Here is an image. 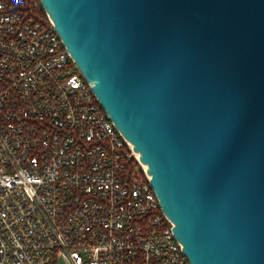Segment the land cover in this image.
I'll use <instances>...</instances> for the list:
<instances>
[{
  "label": "water",
  "instance_id": "1",
  "mask_svg": "<svg viewBox=\"0 0 264 264\" xmlns=\"http://www.w3.org/2000/svg\"><path fill=\"white\" fill-rule=\"evenodd\" d=\"M38 1L187 261L264 264V0Z\"/></svg>",
  "mask_w": 264,
  "mask_h": 264
},
{
  "label": "built area",
  "instance_id": "2",
  "mask_svg": "<svg viewBox=\"0 0 264 264\" xmlns=\"http://www.w3.org/2000/svg\"><path fill=\"white\" fill-rule=\"evenodd\" d=\"M149 179L51 20L0 0V264H190Z\"/></svg>",
  "mask_w": 264,
  "mask_h": 264
},
{
  "label": "trees",
  "instance_id": "3",
  "mask_svg": "<svg viewBox=\"0 0 264 264\" xmlns=\"http://www.w3.org/2000/svg\"><path fill=\"white\" fill-rule=\"evenodd\" d=\"M28 5L32 8V10L37 14L39 18H41L42 20H46L47 16L43 11V9L41 8V5L38 0H28ZM132 164L136 168L137 172L142 175V169L140 168V166L138 165L135 159L132 160ZM167 225L168 224L166 223V221L162 224V226L165 227Z\"/></svg>",
  "mask_w": 264,
  "mask_h": 264
},
{
  "label": "bare ground",
  "instance_id": "4",
  "mask_svg": "<svg viewBox=\"0 0 264 264\" xmlns=\"http://www.w3.org/2000/svg\"><path fill=\"white\" fill-rule=\"evenodd\" d=\"M135 155H136V157L138 158V154H137V153H135Z\"/></svg>",
  "mask_w": 264,
  "mask_h": 264
}]
</instances>
